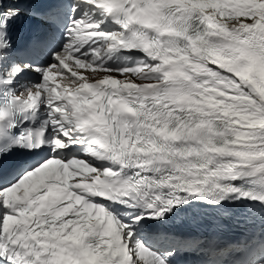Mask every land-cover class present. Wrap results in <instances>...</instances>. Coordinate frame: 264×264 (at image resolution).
I'll return each mask as SVG.
<instances>
[{
    "label": "snow or ice",
    "instance_id": "obj_1",
    "mask_svg": "<svg viewBox=\"0 0 264 264\" xmlns=\"http://www.w3.org/2000/svg\"><path fill=\"white\" fill-rule=\"evenodd\" d=\"M0 264H264V0H0Z\"/></svg>",
    "mask_w": 264,
    "mask_h": 264
}]
</instances>
